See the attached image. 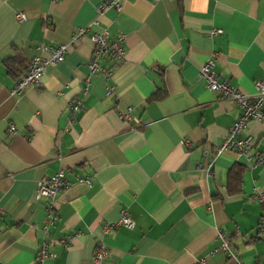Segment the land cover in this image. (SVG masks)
Here are the masks:
<instances>
[{
	"label": "crops",
	"instance_id": "0c3cea01",
	"mask_svg": "<svg viewBox=\"0 0 264 264\" xmlns=\"http://www.w3.org/2000/svg\"><path fill=\"white\" fill-rule=\"evenodd\" d=\"M101 1L0 0V264H34L45 236L72 232L80 235L66 248L53 244L56 256L42 264H95L101 244L109 251L101 264H234L218 251L209 256L218 229L243 264L264 262L254 193L264 191V163L251 167L231 149L216 155L241 108L198 77L215 51L219 80L246 93L264 82V0H121L120 12L97 18ZM89 24L41 86L10 93L39 44L66 43ZM101 30L108 42L123 34L126 55L100 59L106 71L88 83L90 33ZM71 101L82 109L70 123ZM126 108L128 120L120 118ZM244 136L254 140V163L264 153V121L250 120ZM207 159L210 175L198 168ZM60 168L69 186L45 234L49 210L34 191ZM123 210L134 227L105 232Z\"/></svg>",
	"mask_w": 264,
	"mask_h": 264
},
{
	"label": "built area",
	"instance_id": "2783aa9c",
	"mask_svg": "<svg viewBox=\"0 0 264 264\" xmlns=\"http://www.w3.org/2000/svg\"><path fill=\"white\" fill-rule=\"evenodd\" d=\"M51 1L56 2L57 0ZM110 9L120 12L122 9L121 0H102L95 7V15L98 18ZM25 19V14L21 13L19 14L17 22L21 23ZM89 27H91L90 24L85 27L76 28L66 43L58 45H46L43 43L39 44L37 46L38 53L32 57L27 65L25 73L18 80H16L15 84L10 89V93L20 94L27 87L36 88L41 86L42 79L48 72V68L63 61L65 54L69 51V49L90 32ZM222 32L223 30L221 29H212L209 31V35L221 34ZM90 34L94 43V49L87 61V67L89 70V76L87 77L88 83L93 78V76L96 75V73L99 71H106L105 67L100 66V59L108 55H112L119 62H122L126 55L125 36L123 34H118L114 40L110 42L107 40L108 33L105 30H101L100 32H92ZM216 56L217 52H210L208 59L205 60V62H203L198 69V77L204 82V85L208 90L219 92L222 98L234 101L241 108L240 115L229 128L227 135L224 137L221 146L216 152V155H219L222 151L231 149L238 152L240 155L245 156L251 167L262 165L264 163V153H261L256 158H254V163H252L253 158L250 151L254 146L253 138L250 136H240L243 134L245 127L250 120L264 121V82L257 80L255 82V92L246 93L239 90L235 86L230 85L226 80H219L218 74L214 69ZM107 95L115 96L112 89L107 90ZM68 108L72 113V117L70 118L71 123L74 120V115L82 109V104L80 101H71L68 102ZM120 118L124 120L130 119V108H126L124 111H122ZM7 131L11 136L18 134V130L16 129L15 125L10 122L8 123ZM213 164V159H207L204 161V163L198 164V168L203 170L206 175H210ZM85 182L89 184L87 179ZM68 186L69 180L67 179L66 173L62 168L58 169L50 176L41 177L37 181L34 197L37 199L44 198L46 200V208L49 210L48 223L44 226L45 234L48 233L49 228L57 221V217L54 212V201L57 195L63 190L67 189ZM254 193L262 207V213L259 219L257 230L258 235L264 242V191L256 187L254 188ZM1 212L2 210L0 209V213ZM134 224L135 223L132 217L126 210H123L119 220L115 223L106 224L104 226V230L107 232L117 226H123L127 229H132ZM79 235L80 234L76 232H72L60 236L57 239H48L45 236L37 249V256L35 258L34 264H42L46 258L56 256L55 253L50 251V247L53 244L58 243L59 245L66 248ZM217 238L219 240V244L212 252H210L209 256L211 257L216 251H218L221 252L226 258L232 260L234 264H243L234 253L230 238L223 230H217ZM108 255V249L103 244H101L100 248L95 254V264H101ZM199 263L207 264L206 258H202ZM258 264H264V262H259Z\"/></svg>",
	"mask_w": 264,
	"mask_h": 264
},
{
	"label": "trees",
	"instance_id": "16d2710c",
	"mask_svg": "<svg viewBox=\"0 0 264 264\" xmlns=\"http://www.w3.org/2000/svg\"><path fill=\"white\" fill-rule=\"evenodd\" d=\"M13 60H7L6 61V65L8 66V69L12 72V66L11 65H13V62H12ZM232 170V169H231ZM231 177H233V176H231ZM234 178H236V176H234ZM238 182L237 183H239V181H240V177L238 178V180H237Z\"/></svg>",
	"mask_w": 264,
	"mask_h": 264
}]
</instances>
